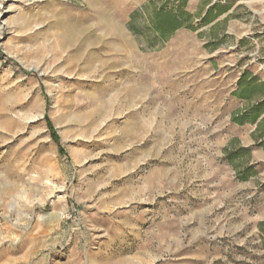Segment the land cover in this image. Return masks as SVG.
<instances>
[{"label":"rangeland","instance_id":"1","mask_svg":"<svg viewBox=\"0 0 264 264\" xmlns=\"http://www.w3.org/2000/svg\"><path fill=\"white\" fill-rule=\"evenodd\" d=\"M0 264H264V0H0Z\"/></svg>","mask_w":264,"mask_h":264},{"label":"trees","instance_id":"2","mask_svg":"<svg viewBox=\"0 0 264 264\" xmlns=\"http://www.w3.org/2000/svg\"><path fill=\"white\" fill-rule=\"evenodd\" d=\"M170 16V18H174V16L173 15H169ZM244 95L246 94V93H243ZM259 113L258 112H255L254 113V116H253V119H255V120H257L258 118H259ZM242 122V121H241Z\"/></svg>","mask_w":264,"mask_h":264}]
</instances>
